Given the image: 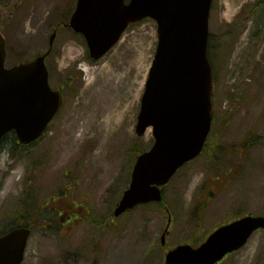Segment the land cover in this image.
<instances>
[{"label":"rangeland","instance_id":"1","mask_svg":"<svg viewBox=\"0 0 264 264\" xmlns=\"http://www.w3.org/2000/svg\"><path fill=\"white\" fill-rule=\"evenodd\" d=\"M0 1L7 68L47 51L57 27L46 63L50 85L64 99L34 150L17 148L14 134L0 146V233L31 224L23 264H164L170 248L201 245L231 219L264 216V0H213L214 122L206 149L164 188V203L119 219L112 213L136 156L154 140L152 129L139 138L135 128L158 45L156 22L130 26L114 49L93 61L85 40L61 26L76 0ZM69 79L75 83L68 88ZM220 173L237 175L227 184L222 179L226 189L220 187L216 198L212 181ZM29 201L33 211L27 210ZM52 206L67 208L74 220L59 221ZM169 215L170 235L162 246ZM263 261L259 231L221 264Z\"/></svg>","mask_w":264,"mask_h":264},{"label":"water","instance_id":"2","mask_svg":"<svg viewBox=\"0 0 264 264\" xmlns=\"http://www.w3.org/2000/svg\"><path fill=\"white\" fill-rule=\"evenodd\" d=\"M213 0H77L71 28L84 35L90 57L103 58L131 24L152 19L158 45L141 99L135 128L152 129V147L137 157L131 181L114 212L120 217L138 205L162 201L161 188L203 151L213 121V69L208 57ZM55 34L51 37V45ZM6 40L0 33V140L15 131L22 145L43 136L63 104L49 84L46 55L6 68ZM264 217L247 216L217 229L199 248L181 245L165 264H217L242 248ZM31 230L0 237V264H22ZM166 243V234L162 236ZM264 264V263H263Z\"/></svg>","mask_w":264,"mask_h":264},{"label":"flooded vegetation","instance_id":"3","mask_svg":"<svg viewBox=\"0 0 264 264\" xmlns=\"http://www.w3.org/2000/svg\"><path fill=\"white\" fill-rule=\"evenodd\" d=\"M2 142H3V140L0 142V146H1V144H2ZM249 142V141H248ZM17 145H19L18 144V142L16 143ZM35 144H33V145H30V146H20L19 145V147H17V148H19L20 150H28V149H32V150H34L35 148ZM246 148V147H245ZM244 148V149H245ZM246 150L248 151V149L246 148ZM247 152L246 151H244V155L245 156H248L247 154H246ZM39 164H40V161H39ZM35 165H38V163H35ZM30 166H31V163H30ZM233 175H237V173H234ZM233 175H227V174H223V173H220V174H216L215 175V179L212 181L213 182V187H214V192H212V197H214L216 194H217V191H218V189L221 187V189L222 188H224V189H226V184L229 182V180H230V178L231 177H233ZM226 179V184L225 185H222L221 184V181H222V179ZM220 194V192L215 196L216 198L218 197V195ZM53 210H54V212H55V214L56 215H58L59 216V221H62V222H67L68 224L71 222V221H73L74 219H72L73 218V214L72 213H68L67 212V208L66 209H64L63 211H58L57 210V208L55 207V206H52L51 207ZM25 214V213H24ZM64 215V216H63ZM246 215H248V214H246ZM246 215H243V217H245ZM243 217H241V218H243ZM241 218H239V219H241ZM44 220L45 221H56V220H50L48 217H44ZM77 220V219H76ZM234 220H237L236 218L235 219H231V220H229V222H226V223H224V224H228V223H231V222H233ZM59 231V229H56V233ZM235 254V253H234ZM233 255V254H232Z\"/></svg>","mask_w":264,"mask_h":264},{"label":"trees","instance_id":"4","mask_svg":"<svg viewBox=\"0 0 264 264\" xmlns=\"http://www.w3.org/2000/svg\"><path fill=\"white\" fill-rule=\"evenodd\" d=\"M3 5V2L2 1H0V5ZM18 4V3H17ZM3 23H5L4 21H2L1 19H0V29L2 28L3 30H4V25H3ZM209 49H210V45H209ZM210 57V56H209ZM29 60H31V59H28L27 61H29ZM70 81L69 82H66L65 84H64V86H66V87H68L69 88V86H73L74 85V83H75V81L73 80V79H69ZM68 83V84H67ZM27 210L28 211H30V204L28 203L27 204ZM20 211H22V210H19L18 209V211L17 212H20ZM26 216V215H25ZM22 217V216H21ZM20 217V218H21ZM16 220H19V219H16ZM25 226L24 227H31V224H29V223H26V224H24ZM23 226V225H22ZM16 227H21V226H19L18 224H15V225H13V226H11V227H9V228H7L5 231H4V233L5 232H7L8 230H10V229H13V228H16Z\"/></svg>","mask_w":264,"mask_h":264},{"label":"bare ground","instance_id":"5","mask_svg":"<svg viewBox=\"0 0 264 264\" xmlns=\"http://www.w3.org/2000/svg\"><path fill=\"white\" fill-rule=\"evenodd\" d=\"M85 71L88 72V73H91V69L90 68H85ZM97 71H95L96 73ZM110 101V100H109ZM83 132V131H82Z\"/></svg>","mask_w":264,"mask_h":264}]
</instances>
